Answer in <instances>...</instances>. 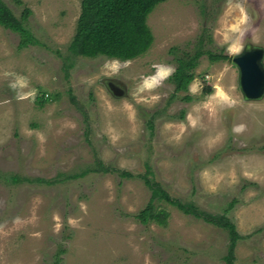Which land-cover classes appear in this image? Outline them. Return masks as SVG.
Segmentation results:
<instances>
[{"label": "rangeland", "instance_id": "rangeland-1", "mask_svg": "<svg viewBox=\"0 0 264 264\" xmlns=\"http://www.w3.org/2000/svg\"><path fill=\"white\" fill-rule=\"evenodd\" d=\"M4 1L17 16L32 10L25 25L37 42L21 48L20 35L0 25V264H226L224 228L166 201L155 202L169 212L167 225L135 218L151 196L144 175L174 198L229 216L242 235L236 264H264V95L244 96L234 56L211 62L203 54L193 70L201 83L195 95L176 90L169 77L151 104L129 95L153 63L175 71L201 39L203 48L224 52L213 39L224 0L159 3L147 17L152 46L120 60L126 66L110 77L102 65L112 58L69 49L82 0ZM243 2L250 22L244 49H264V6ZM15 75L28 79L34 95L17 98L8 86ZM213 84L231 107L201 106ZM124 103L134 106L133 119ZM237 124L243 132L232 131ZM204 170L211 181L202 179Z\"/></svg>", "mask_w": 264, "mask_h": 264}, {"label": "trees", "instance_id": "trees-1", "mask_svg": "<svg viewBox=\"0 0 264 264\" xmlns=\"http://www.w3.org/2000/svg\"><path fill=\"white\" fill-rule=\"evenodd\" d=\"M163 1L166 0H82L76 32L69 45L70 51L74 55L84 57L106 56L121 61H128L143 55L154 41L147 17L155 6ZM31 13L32 10L26 7L21 16H17L4 0H0V25L20 35L19 46L21 48L37 42L25 25ZM201 43H204L203 39L200 40V45L194 54L184 53L183 56L178 57V65L169 77L175 83L176 90H187L188 84L194 79L193 70L198 66L203 54H207L211 62L231 59V56L223 51L216 53L203 48ZM209 89L207 88V92H210ZM185 97L188 100L192 99L188 95ZM184 116L183 111L181 118ZM101 167L103 170H108L103 165ZM120 175L122 177L132 176L130 172L124 170L120 172ZM143 178L151 190V196L144 208L135 214L138 221L143 224L154 221L162 226L167 225L169 212L155 202L156 200L166 201L185 214L227 230L229 247L224 259L226 264H236L235 249L242 235L229 216L202 210L193 201L174 198L156 181L145 175ZM13 179L16 180V177ZM233 205L234 201L230 203V207ZM54 264L64 263L57 259Z\"/></svg>", "mask_w": 264, "mask_h": 264}, {"label": "clouds", "instance_id": "clouds-1", "mask_svg": "<svg viewBox=\"0 0 264 264\" xmlns=\"http://www.w3.org/2000/svg\"><path fill=\"white\" fill-rule=\"evenodd\" d=\"M259 3L261 6H264V0H259ZM249 30V14L243 0H224V6L217 18L216 27L213 29V39L216 40L217 44L224 50V53L230 56L239 54L245 47L243 38L249 33ZM125 66L126 62L122 63L117 58L106 60L102 65L104 77L115 76L119 73L120 69ZM151 68L153 71L150 73L140 75L135 91L129 93L136 104H151L157 100L158 97L152 95V91L161 86V84L174 72V68L171 65L164 63H153ZM211 78V75L206 77V79ZM8 86L16 91L18 99H24L34 95V90L29 89L28 79L23 75H15L14 79L9 81ZM212 87L213 91L205 97L201 105L202 107L214 111L217 107L223 108L233 105L234 101L218 84H213ZM187 90L193 95L200 92V81L198 79H193L188 84ZM122 107L127 112L129 119H133L135 116L134 106L129 103H124ZM188 119L191 124L195 125L196 120L192 118L191 113H189ZM244 128V124H237L233 125L232 131L234 133H240L244 131ZM115 138L114 135L113 139ZM201 176L205 182H209L212 179L207 170H204ZM209 187L214 188L215 185L209 183ZM68 222L69 224L74 223L71 219H69ZM56 227L58 229L59 225H56Z\"/></svg>", "mask_w": 264, "mask_h": 264}, {"label": "water", "instance_id": "water-1", "mask_svg": "<svg viewBox=\"0 0 264 264\" xmlns=\"http://www.w3.org/2000/svg\"><path fill=\"white\" fill-rule=\"evenodd\" d=\"M240 72V85L248 99H258L264 95V49L250 47L232 58ZM114 94L122 93V88L110 84Z\"/></svg>", "mask_w": 264, "mask_h": 264}, {"label": "flooded vegetation", "instance_id": "flooded-vegetation-1", "mask_svg": "<svg viewBox=\"0 0 264 264\" xmlns=\"http://www.w3.org/2000/svg\"><path fill=\"white\" fill-rule=\"evenodd\" d=\"M248 48H250V47L248 46V47H246L245 49H248Z\"/></svg>", "mask_w": 264, "mask_h": 264}]
</instances>
